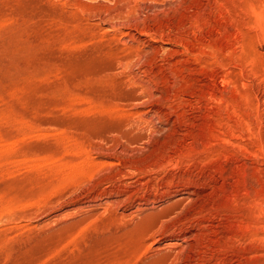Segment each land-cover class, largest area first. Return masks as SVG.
Here are the masks:
<instances>
[{
  "label": "rangeland",
  "instance_id": "obj_1",
  "mask_svg": "<svg viewBox=\"0 0 264 264\" xmlns=\"http://www.w3.org/2000/svg\"><path fill=\"white\" fill-rule=\"evenodd\" d=\"M0 264H264V0H0Z\"/></svg>",
  "mask_w": 264,
  "mask_h": 264
}]
</instances>
